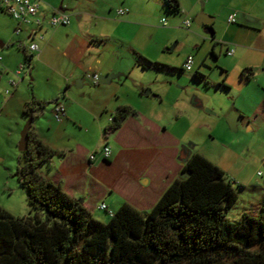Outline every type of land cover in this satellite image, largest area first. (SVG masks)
Listing matches in <instances>:
<instances>
[{
    "label": "crops",
    "instance_id": "1",
    "mask_svg": "<svg viewBox=\"0 0 264 264\" xmlns=\"http://www.w3.org/2000/svg\"><path fill=\"white\" fill-rule=\"evenodd\" d=\"M178 2L179 13L168 15L174 26L164 29L169 33L183 28L184 19L195 17L198 13L203 12L213 18V34L207 33L206 24H197L199 28L190 34L197 50V56L193 58L195 61H202L199 67H195L194 61L192 70L204 75L201 67L203 65L207 68V56L212 55L215 60L214 69L218 70L212 85L226 91V116L236 113L239 123L249 125V130L252 125L254 127L264 123V0ZM39 5L40 15L45 18L43 26L39 28L19 25L0 5V12L14 21H10L6 29L0 27V41L3 43L0 49L3 71L0 84L10 90V94L6 95L5 89L4 95L9 98L23 86L28 77L32 92L41 100L49 98L35 88L40 81H45L49 85V91L54 92L56 97L65 87L64 92L71 98L66 101L64 118L68 121L76 119L75 110H84L93 117L103 134L117 107L127 105L137 112L135 117L126 118L118 131L108 134L115 147L112 152L110 149L109 158L114 160L115 166L110 170H106L105 166L101 167V156L96 155L94 161H89V155L97 152V147L94 146L91 150L85 144L63 146L46 142L32 128L39 140L63 154L54 155L47 162L50 172L41 174L59 183L74 198L82 199L92 215L102 210L98 206L105 200H110L117 207L128 201L141 210L151 208L164 189L179 176L182 160L178 159V155L181 152L187 154L188 150H180L179 141L166 127L143 114L137 103L127 102L122 97L121 90L128 78L127 74L136 66V63L132 65V52L136 51L135 53L150 59L154 55L147 51L152 41L151 31L141 28H160L141 20V8L143 5L149 6L157 17L164 16L169 14L164 0H39ZM119 9H126V12L120 15ZM56 12L68 14L69 24L49 27L46 21ZM233 13L236 21L229 23L228 17ZM18 27L20 31L16 33ZM191 27L187 30L191 31ZM11 32L21 35L22 40L18 44L13 43ZM171 41L163 43L164 49ZM31 43L38 46V52L32 54L29 51ZM175 45L173 48L179 46V42ZM203 46H206L205 49ZM231 49L233 53L230 55L228 51ZM26 55L30 57L29 63L23 73L17 76L14 71L25 62ZM188 55L193 56L191 49L183 57L181 69ZM155 59L171 64L158 56ZM93 73L99 77L107 74L116 77L108 83H93L87 78V74ZM203 79L207 77L204 75ZM78 80H81L80 88L85 83L89 85L79 94H73L71 90L73 86H77ZM11 81H15L17 85L12 86ZM141 87L144 85L141 84ZM145 89L141 93H151ZM64 98H67L66 95ZM57 100L58 98L52 104V111L54 105L59 103ZM42 113L43 111L35 117ZM108 194L117 196L121 204L109 199Z\"/></svg>",
    "mask_w": 264,
    "mask_h": 264
},
{
    "label": "trees",
    "instance_id": "2",
    "mask_svg": "<svg viewBox=\"0 0 264 264\" xmlns=\"http://www.w3.org/2000/svg\"><path fill=\"white\" fill-rule=\"evenodd\" d=\"M164 4L167 11L179 13L178 0ZM205 29L213 31L212 26ZM29 59L26 55L25 65ZM194 77L204 75L195 71ZM45 106L32 97L24 113L35 118ZM136 115L130 106L117 107L105 136ZM29 135L16 176L30 211L14 216L0 206V264H264V202L257 213L245 211L230 219L228 212L238 200L233 182L203 155L181 152L179 176L151 208L141 210L125 201L103 223L82 199L37 170L63 154L39 140L32 129ZM102 166L110 170L114 160L102 157Z\"/></svg>",
    "mask_w": 264,
    "mask_h": 264
},
{
    "label": "rangeland",
    "instance_id": "3",
    "mask_svg": "<svg viewBox=\"0 0 264 264\" xmlns=\"http://www.w3.org/2000/svg\"><path fill=\"white\" fill-rule=\"evenodd\" d=\"M168 13L157 17L151 7L142 6L141 20L160 28L151 26L141 28L151 31L152 41L147 51L149 54L153 52L154 55H151L153 59L142 56L153 64L138 58L139 53L133 51L131 61L133 60L132 65L136 63V66L129 71L127 79L122 78L126 83L122 87L121 95L123 94L122 97L127 99V102L137 103L147 117L166 127L179 141L180 150L197 152L225 172L233 182L238 195L236 204L228 212L230 219L239 218L245 211L257 213L259 204L264 202V123L254 127L252 125L250 130L249 125L240 124L239 121L234 125L229 124L230 116H226L228 106L226 91L212 85L218 74V70L214 69L215 60L212 55L207 56V68L203 65L201 67L207 79L195 78V69L190 72L180 71L182 59L189 49L193 57L197 56L190 34L199 26L194 22V17H188L191 21V31L179 26V30H172V33H169L164 29L174 26L168 15L177 13ZM10 21L13 20L0 12V27L6 29ZM163 22H166V26H163ZM202 35L208 38L204 33ZM11 36L14 44L22 40L21 35H14L11 32ZM168 40L172 41L164 49L163 43ZM176 42H179V46L173 48ZM203 47L205 49L206 46ZM157 56L171 64L157 61L155 59ZM199 57L201 58V53ZM200 64L201 59H197L195 67H199ZM29 82L28 77L24 80L23 86L14 91L9 98L4 95L6 87L0 84V206L14 216H25L30 211L26 191L17 179L16 169L24 160L18 143L20 132L28 119V115L24 113L25 103L32 97L46 104L43 113L32 119V128L42 140L63 146L85 144L91 150L95 146L98 156H101L100 152L105 145L110 147L111 152L115 150L112 138L109 135L104 136L103 131L97 128L93 117L86 111L75 110L76 119L69 121L66 118L62 121L54 118L52 111L54 100L58 98L57 102L62 103L67 109L66 101L71 98L64 92L65 87L56 97L54 92L49 91V85L43 80L40 81L35 88L49 98L41 100L32 92V85L30 86ZM141 84L144 87H141ZM86 85L89 84L85 83L82 88L75 85L71 91L73 94H79ZM143 88H146L145 91L150 90L151 93L148 95L141 93ZM64 95L67 98H64ZM48 167V163H43L37 170L48 174L50 172ZM108 197L121 204L114 194H108ZM104 203L108 213L98 210L93 217L107 223L110 220V213L119 206L113 205L110 200L107 202L105 200Z\"/></svg>",
    "mask_w": 264,
    "mask_h": 264
},
{
    "label": "built area",
    "instance_id": "4",
    "mask_svg": "<svg viewBox=\"0 0 264 264\" xmlns=\"http://www.w3.org/2000/svg\"><path fill=\"white\" fill-rule=\"evenodd\" d=\"M0 5L2 9L9 14L14 20L18 22L19 25H31L33 28H39L43 26L45 18L40 15V5L39 0H0ZM126 12V9H119L118 14L122 15ZM236 21L235 13L229 15L228 22L234 23ZM70 22L69 15L64 12H56L49 16L46 23L49 27H57V26H65ZM166 25V22H163ZM183 26L186 29H189L191 26V21L189 19H185L183 21ZM20 31L18 27L16 29V33ZM29 51L34 54L39 51L38 46L35 43H31L28 47ZM233 50H229L228 54H232ZM194 58L192 55H188L183 64L184 71H191L193 67ZM2 56L0 54V79L2 75ZM26 65L24 63L20 64L16 70L14 71L15 75L20 76L25 70ZM87 78L90 79L93 83H97L99 81V75L96 73L87 74ZM12 86H16L15 81H11ZM5 94L9 95L10 90L6 89ZM53 115L57 121H62L65 117V107L62 103H56L53 108ZM112 120V119H111ZM110 120V121H111ZM97 152H93L89 155V160L94 161L96 159ZM101 157H109L110 156V147L105 145V147L100 152ZM102 210H106L107 207L104 203L98 206Z\"/></svg>",
    "mask_w": 264,
    "mask_h": 264
},
{
    "label": "water",
    "instance_id": "5",
    "mask_svg": "<svg viewBox=\"0 0 264 264\" xmlns=\"http://www.w3.org/2000/svg\"><path fill=\"white\" fill-rule=\"evenodd\" d=\"M194 22L198 25H208L211 26L212 22H213V18L208 16L207 14L201 12L198 13L195 17H194ZM207 33L213 34L214 32H210V30H206ZM3 47V43L0 41V49ZM116 75L113 74H107V75H103L101 77H99V83H108L110 80H112L113 78H115ZM81 80L77 81V87L80 88L81 87ZM80 83V84H79ZM238 115L236 113H232L228 119L229 124L234 125V123H236L238 121ZM32 116H28V119L23 127V129L20 132V141L18 143V149L21 152H26L28 150V146H29V140H30V131L32 128ZM191 154V152L188 150L187 156H189ZM1 160V159H0ZM186 159H184L185 161ZM185 175L182 174L181 177H184ZM81 200V199H80Z\"/></svg>",
    "mask_w": 264,
    "mask_h": 264
}]
</instances>
